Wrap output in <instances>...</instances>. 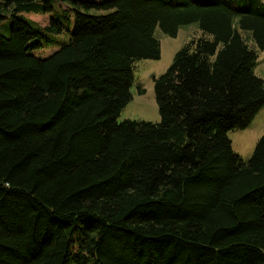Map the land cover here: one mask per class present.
<instances>
[{
    "label": "trees",
    "instance_id": "trees-1",
    "mask_svg": "<svg viewBox=\"0 0 264 264\" xmlns=\"http://www.w3.org/2000/svg\"><path fill=\"white\" fill-rule=\"evenodd\" d=\"M192 24L161 120L119 121L156 28ZM263 49L264 0H0V264H264V134L248 161L229 136Z\"/></svg>",
    "mask_w": 264,
    "mask_h": 264
},
{
    "label": "rangeland",
    "instance_id": "rangeland-1",
    "mask_svg": "<svg viewBox=\"0 0 264 264\" xmlns=\"http://www.w3.org/2000/svg\"><path fill=\"white\" fill-rule=\"evenodd\" d=\"M25 16L44 25L49 18L48 14L24 13ZM11 21V16L7 17ZM9 29H5L1 24V33H8ZM200 30L196 24L182 26L176 36L166 34L160 27L155 30V36L161 43V57L158 59H140L136 62L134 73V84L131 88L132 98L122 109L118 120L125 119L145 120L158 122L161 120L159 106L156 100L154 85L155 78L162 75L168 67L173 63L176 53L189 41L195 34H199ZM66 33V34H65ZM58 34L60 40H68V32ZM247 36V34H245ZM250 41V40H248ZM252 43V41H251ZM41 55L47 56L54 49H40ZM255 73L264 79V49L259 51L257 62L254 66ZM264 134V106L257 113L253 121L246 128H236L229 131V136L233 142V149L248 161L256 147L260 137Z\"/></svg>",
    "mask_w": 264,
    "mask_h": 264
}]
</instances>
